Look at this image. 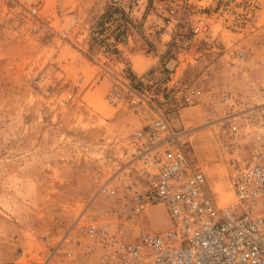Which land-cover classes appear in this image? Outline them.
<instances>
[{
    "label": "rangeland",
    "instance_id": "rangeland-1",
    "mask_svg": "<svg viewBox=\"0 0 264 264\" xmlns=\"http://www.w3.org/2000/svg\"><path fill=\"white\" fill-rule=\"evenodd\" d=\"M190 88L201 102L185 103ZM226 95L220 116L264 112V0H0V264H100L82 228L117 220L118 198L99 191L151 104L188 132L229 204L228 156L205 115ZM146 214L149 230L173 225L163 206Z\"/></svg>",
    "mask_w": 264,
    "mask_h": 264
},
{
    "label": "built area",
    "instance_id": "built-area-1",
    "mask_svg": "<svg viewBox=\"0 0 264 264\" xmlns=\"http://www.w3.org/2000/svg\"><path fill=\"white\" fill-rule=\"evenodd\" d=\"M149 81V74L140 78ZM202 97L201 89L190 88L185 103ZM232 99L216 97L205 111L228 156L232 201L221 205L212 197L208 176L189 156L188 132L151 104L150 121L126 139L120 166L99 191L118 198L117 220L90 217L82 228L100 264H264V112L231 107L220 116L217 105ZM151 206L166 209L171 228L144 226Z\"/></svg>",
    "mask_w": 264,
    "mask_h": 264
},
{
    "label": "bare ground",
    "instance_id": "bare-ground-1",
    "mask_svg": "<svg viewBox=\"0 0 264 264\" xmlns=\"http://www.w3.org/2000/svg\"><path fill=\"white\" fill-rule=\"evenodd\" d=\"M205 167H206V171H207V173H208V175H209L210 178H214L215 175L218 174L219 171H220L219 169H216V168H214V167H213V168H212V167L210 168V166L207 165V164H206ZM216 167H217V166H216ZM218 176H219V175H218ZM216 177H217V176H216ZM223 179H224V177H222V180H221L222 182H223ZM224 180H225V179H224ZM215 183H216V181H215ZM213 184H214V183H213ZM225 185H226V184H225ZM225 187H226L225 190L229 188L227 185H226ZM223 190H224V189H223ZM229 197H230V196H229ZM221 199L223 200L224 203H227V201H228V200H227V196H224V197H222Z\"/></svg>",
    "mask_w": 264,
    "mask_h": 264
}]
</instances>
